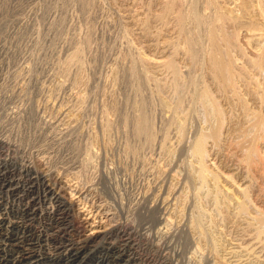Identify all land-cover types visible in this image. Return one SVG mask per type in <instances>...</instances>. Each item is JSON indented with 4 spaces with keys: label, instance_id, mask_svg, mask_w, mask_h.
I'll return each instance as SVG.
<instances>
[{
    "label": "rangeland",
    "instance_id": "rangeland-1",
    "mask_svg": "<svg viewBox=\"0 0 264 264\" xmlns=\"http://www.w3.org/2000/svg\"><path fill=\"white\" fill-rule=\"evenodd\" d=\"M262 3L0 0V167L52 176L71 212L67 239L89 240L86 263L110 249L134 264H264V234L254 240L223 198L246 188L248 210L264 212V172L240 152L242 129L264 123ZM204 92L223 121L204 155L218 188L201 185L190 153L208 124ZM139 117L148 128L137 135ZM19 201L0 193L8 221Z\"/></svg>",
    "mask_w": 264,
    "mask_h": 264
},
{
    "label": "bare ground",
    "instance_id": "bare-ground-1",
    "mask_svg": "<svg viewBox=\"0 0 264 264\" xmlns=\"http://www.w3.org/2000/svg\"><path fill=\"white\" fill-rule=\"evenodd\" d=\"M209 3L210 1L207 3V6L210 5ZM262 5H264V3H262ZM207 6L206 8H208ZM191 11H192V15H194L193 10H190L189 14H191ZM189 14L188 15L180 14L181 16L179 15V21L181 25L187 19ZM198 16L202 18V15H200V12ZM215 50L217 53L218 49H215ZM187 54H191V53H187ZM217 57L218 56L215 57L214 61H216ZM258 62L260 65L264 66V53L259 56ZM211 64H213V62ZM213 65L215 66L216 63ZM168 67L171 68L172 65L168 64ZM214 70L216 69L214 68ZM263 71H264V67L262 68V72ZM262 74H264V72ZM218 75L219 74L217 72V76ZM219 80H220V77H219ZM202 96L206 98L208 96V92H204L203 95H201V97ZM207 99L208 97L205 99L206 102L204 103L203 106L206 107L205 109L206 111H204L205 112L204 115L206 117L205 124L207 122L209 125L207 124V127L205 128V130H202L199 133V136H197V138L194 140V143H193L194 147L192 148L190 153H191L192 158L195 159L194 164L196 166L193 171L197 175V178L200 181L201 185L203 186L207 184V182H212V185L215 186V188H218L217 187L218 177H216L210 171V169L208 170L207 167H205L204 155H205V150L208 148L207 146H205L207 142H211V145L214 147L216 146V144L219 143L220 130H221L223 121L221 118L220 111L217 109L218 108L217 105H216L217 108H215V104L212 103L210 100L207 101ZM263 124L264 123L261 120L257 122L256 125L253 128H251L249 131H245L242 129V131L245 132L246 137H249V141L247 142L245 139H243L245 140L243 144L240 141V145H241L240 152L241 154L243 153L242 155L243 159L242 160L240 159V160L247 161L249 162L250 165L255 164L257 171L260 172L261 170V173L264 172V161L260 159L261 157L259 156V153H257L256 151V144L258 143L257 140L260 137L257 135L256 143L254 142V146L252 145V141L255 135L258 134L262 126H264ZM146 128H148V125L145 122L144 118L139 117L135 122V130H136L137 135L142 134L146 130ZM247 132L249 134H247ZM205 147L207 148L205 149ZM208 154H209V151H208ZM254 159H257L256 162L254 161ZM257 164H260V165L257 167ZM8 166L10 167L9 170L4 168V166L0 167V193L1 194L4 193L5 196L7 195L12 198L17 197V200H20V201L17 206L11 204L7 208L8 210L7 212H9L13 217H15V219H17L16 222L8 221L5 217V214L0 213V264H90L89 260H87L88 263H86L85 258H84L86 255V254L84 255V248L86 247L85 245H87V241H89L87 240L86 236L83 237V235L81 234L74 235V238H75L74 241L76 242V244H73L69 239H67L68 233H69V238L72 234V231H69L71 229V225H70V222L68 221L71 212L65 203L66 201L64 202V199H63L64 197L62 198L60 191L57 188H55V186H53L56 181L53 183V185L49 184L52 179V176H51L49 183H47V181H45L43 177L41 176L44 172L40 174L37 171L33 170L29 165L10 163V165ZM224 176L225 178H231L230 176H227V175H224ZM25 188H26V191L24 190ZM263 191L264 190H262V192ZM21 192L22 193L26 192V193L22 197L19 198L17 195L20 194ZM212 192L213 193L216 192V194L218 193V191L214 192V190H212ZM262 195L263 194L260 193L258 196L262 197ZM246 196H248V191L245 188V189L240 190L237 194L236 193L231 194V195L228 194V195L223 196V198L225 199L224 202H232V200H234V203L236 204L235 211L242 214L243 218L248 223V225L244 224L245 223L244 221L242 225L243 224L247 225L249 230L251 227L256 228L255 230L256 238L254 240H256L257 238L259 240L260 236L264 234V212H262V210H260V208L258 207H255L254 211L248 210L249 201L246 200L247 198ZM215 201L216 202L219 201L216 195H215ZM3 210L5 212L6 208L4 207V205L0 203V212ZM41 219L47 220V224H45L42 231H38L33 226V223ZM212 229H210V231ZM249 232H251V230ZM262 238L264 237L262 236ZM123 239L124 238H122V240ZM262 240L264 242V239ZM218 245H219V241L214 239L213 241L214 247L212 246L213 249H217L215 247H218ZM94 246H96V244ZM223 249L226 250L225 248ZM216 251L214 250V252ZM129 253H131V251ZM88 254L86 256H88ZM101 254L103 255L101 258L97 259L96 264H134V261L132 262L131 260H128V259L126 260L125 258L117 256L116 254L114 255V253L110 249L104 251ZM110 255L112 259L110 258Z\"/></svg>",
    "mask_w": 264,
    "mask_h": 264
}]
</instances>
